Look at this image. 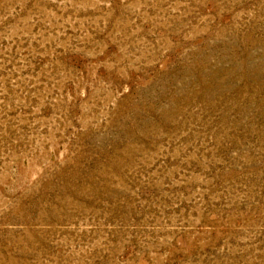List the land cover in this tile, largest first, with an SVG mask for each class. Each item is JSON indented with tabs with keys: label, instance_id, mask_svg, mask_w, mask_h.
<instances>
[{
	"label": "rangeland",
	"instance_id": "rangeland-1",
	"mask_svg": "<svg viewBox=\"0 0 264 264\" xmlns=\"http://www.w3.org/2000/svg\"><path fill=\"white\" fill-rule=\"evenodd\" d=\"M0 264H264V0H0Z\"/></svg>",
	"mask_w": 264,
	"mask_h": 264
}]
</instances>
